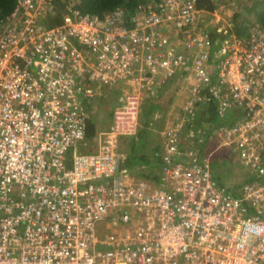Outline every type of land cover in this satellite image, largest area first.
I'll list each match as a JSON object with an SVG mask.
<instances>
[{
  "label": "built area",
  "instance_id": "obj_1",
  "mask_svg": "<svg viewBox=\"0 0 264 264\" xmlns=\"http://www.w3.org/2000/svg\"><path fill=\"white\" fill-rule=\"evenodd\" d=\"M243 4L69 5L48 25L53 0H16L0 20V264H264V23L239 34ZM176 75L158 175L138 177L121 137ZM119 79L131 90L78 151L88 103ZM221 146L252 167L239 196L212 172Z\"/></svg>",
  "mask_w": 264,
  "mask_h": 264
},
{
  "label": "crops",
  "instance_id": "obj_2",
  "mask_svg": "<svg viewBox=\"0 0 264 264\" xmlns=\"http://www.w3.org/2000/svg\"><path fill=\"white\" fill-rule=\"evenodd\" d=\"M181 86H183V81L178 75H176L171 81L165 83L156 95L158 99L153 111L148 112L146 117L143 116L141 118L142 121L139 119V126L136 133L130 134V136L136 135L139 128L141 127L140 129L142 130V127H144L145 142H142L139 146L135 140L130 141L128 135L121 137L120 150L123 153L122 164L134 175L142 178H150L156 176V174L158 175L161 158L159 156L157 157L156 151L161 150L163 147L162 130L169 125L170 115L174 110L172 102H176V100L179 104L181 102L180 97L175 99L176 92L178 91L177 89ZM169 91H175V93H169ZM103 96L104 98H101ZM103 96L97 97L92 102L88 103L90 118L95 123L96 133L110 123L112 111L121 103L120 101L113 99L111 92L108 94L105 93ZM100 98L102 100L104 99V101L101 102ZM107 98H110L111 101L106 100ZM107 102H111L112 105L110 109L108 108L106 110L105 104ZM91 103H100V105L99 107H95V105L91 106ZM171 104L172 107L169 108ZM143 121H145L144 124H142ZM96 133L91 138V148L97 147ZM89 142L90 140H88V143ZM87 148L91 149L88 145ZM129 155H131V157H129Z\"/></svg>",
  "mask_w": 264,
  "mask_h": 264
},
{
  "label": "rangeland",
  "instance_id": "obj_3",
  "mask_svg": "<svg viewBox=\"0 0 264 264\" xmlns=\"http://www.w3.org/2000/svg\"><path fill=\"white\" fill-rule=\"evenodd\" d=\"M241 2L244 3L242 6L245 5L246 7L250 9L253 6H255L253 5L255 3L258 5V7L259 5L264 4L263 0H241ZM87 9H90V8H87ZM242 10H245V9L243 8ZM89 11H92V10H89ZM246 13L248 15V19L250 20L249 22H253V23L259 22L258 21L259 16L256 15L257 14L256 12L247 11ZM104 90L106 94L111 92V95L114 100L122 102L124 99V96L131 90V85L128 79H119L116 82H114L110 87H104ZM170 92L175 93V91H169V93ZM101 98H104V96ZM101 98L100 100L101 102H103L104 99L102 100ZM157 99L158 98L156 96H150V95H146L143 97L141 106H140V113H139L140 120L143 116L146 117L148 112L153 111L155 105L157 104ZM175 99H176V96H175ZM106 100L111 101L110 98H107ZM172 104H173V108H176L179 105V102L176 100V102H172ZM172 104L169 108L172 107ZM93 105H95V107H99L100 103L99 104L91 103V106ZM111 105H112L111 102L110 103L107 102L105 104L106 110L108 108L110 109ZM91 115H92V112H91ZM144 122L145 121H143L142 124H144ZM140 128L136 135H133V136L128 135L129 140L130 141L135 140V142L139 146L142 142H145V136H144L145 129L144 127H142L143 128L142 130ZM208 131L209 133H211L210 129H208ZM214 144L215 143L210 142L207 136L203 137L202 140L200 141V147L202 148L203 151H205L207 147H212ZM87 145L88 147L91 148L92 147L91 141L84 146L80 143V145L78 146V151L89 149L87 148ZM91 149H94V148H91ZM129 157H131V155H129ZM210 158H211V161H210L211 169H212L214 176L218 180V182L226 188L227 192H230L231 194L239 196L240 187L242 186V184L247 181H251L253 178L254 173L251 171L252 167L244 164L242 159H240V157L235 152H233L232 149L228 146L219 147L212 153ZM106 225H107L106 220H103L97 224L96 226L97 236H104V230H106L105 228Z\"/></svg>",
  "mask_w": 264,
  "mask_h": 264
},
{
  "label": "trees",
  "instance_id": "obj_4",
  "mask_svg": "<svg viewBox=\"0 0 264 264\" xmlns=\"http://www.w3.org/2000/svg\"><path fill=\"white\" fill-rule=\"evenodd\" d=\"M53 1L56 6V12L46 20V23L48 25L54 24L56 22H60L62 19V14L67 10V7L69 5H73L79 8L83 12L88 11V12L101 13L118 5H127L133 8L139 1L142 0H53ZM151 1L155 2L156 0H151ZM15 4H16V0H0V20L5 18L11 12ZM253 5H255L252 7L253 9L244 6L243 8L245 10L237 14L236 30L239 34L245 33L246 28L249 24L250 20L248 19V15L246 13L247 11L256 12L257 13L256 15L259 16L258 21L264 23V4L259 5V7L256 3ZM95 133H96L95 123L92 121V119L89 116V119L87 121L85 139L87 141L88 140L91 141V138ZM158 156L159 155L157 154V157ZM156 177L157 174L156 176L150 177V179L155 180Z\"/></svg>",
  "mask_w": 264,
  "mask_h": 264
}]
</instances>
